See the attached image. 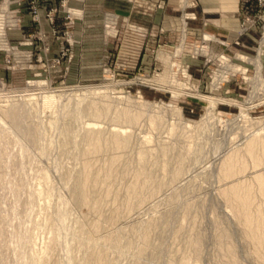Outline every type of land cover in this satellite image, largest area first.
Returning <instances> with one entry per match:
<instances>
[{
  "label": "rangeland",
  "instance_id": "374dc122",
  "mask_svg": "<svg viewBox=\"0 0 264 264\" xmlns=\"http://www.w3.org/2000/svg\"><path fill=\"white\" fill-rule=\"evenodd\" d=\"M73 1L0 0V264H85L99 251L107 264H225L229 242L240 264H259L216 177L264 136V0H238L218 21L225 35L188 31L199 0H181L169 29L162 0H128L99 22H76ZM89 133L105 145L89 149Z\"/></svg>",
  "mask_w": 264,
  "mask_h": 264
},
{
  "label": "bare ground",
  "instance_id": "6f19581e",
  "mask_svg": "<svg viewBox=\"0 0 264 264\" xmlns=\"http://www.w3.org/2000/svg\"><path fill=\"white\" fill-rule=\"evenodd\" d=\"M253 62L256 68L255 79L258 83H263V78L261 73L262 64L259 55L253 58ZM237 67L238 66H236V68ZM41 95L43 99L47 100L50 98L49 93L48 95L47 94L44 95L43 93ZM4 138H6L5 135L1 136V139ZM8 142L9 141L6 142V147L9 144ZM111 143L121 147L124 146L125 140H120L118 138H115L114 140L111 141ZM86 144L88 145L89 149L90 148L98 149L103 144L105 145V143L103 142V137L99 133L87 134ZM186 157L189 158L190 155L187 156L186 154L184 158ZM249 165H252V167H254L255 169L252 174L249 173L250 176L246 177L244 175L245 174L244 171L247 169V167L249 168ZM92 170H88L89 173L86 176V184L88 186L96 185V180H97L96 174L95 172H92ZM178 171L179 169L177 170V172ZM247 173L248 172L246 171V174ZM217 174L218 175L216 179L217 181L220 182L217 189L220 195L223 197L224 203L228 208V210L231 212L233 219L242 228V234L245 242L247 243L246 246L249 245V250H248L249 254H251L252 258L254 257L259 264H264V136H258V134L251 135L245 141L244 150L241 151V149L236 148L227 155H225L218 165ZM108 175H110L109 172ZM142 187H143L142 183H139L138 181L129 184L127 189L128 193L125 197L124 202L130 204L131 206L133 202V198L141 193L140 191ZM101 197H102L101 194L99 195L91 194L88 195L87 200L94 207L99 209L101 203ZM152 222L153 221H151L150 223ZM222 234L226 236L228 233L226 230L225 231L222 230ZM147 238H148V232L146 231L144 233V239L146 240ZM195 238L196 237H194V239ZM199 243L200 241L198 238H196L191 242L192 250L195 252L196 257L197 255H199L198 253L200 247ZM54 248H55L54 243L50 242L48 246L42 247V251L46 252L45 249H48L50 251V254H52ZM224 249L228 253L227 256L229 255L228 258L229 260H227L228 262L225 264H240L236 259L237 257V255L235 254L236 249L233 243L229 242ZM185 259L186 256H184V260ZM85 264H107V255L102 251H99L96 254L91 253L87 257Z\"/></svg>",
  "mask_w": 264,
  "mask_h": 264
},
{
  "label": "crops",
  "instance_id": "0c3cea01",
  "mask_svg": "<svg viewBox=\"0 0 264 264\" xmlns=\"http://www.w3.org/2000/svg\"><path fill=\"white\" fill-rule=\"evenodd\" d=\"M163 7V22L162 25L166 28L179 25L178 16L175 14L178 10V5L182 3L181 0H162ZM185 2V0H184ZM73 3L78 6L81 12L80 19L76 22H99L98 15L107 9H112L118 12H127L129 8L128 0H83L81 2ZM198 8L201 10L202 24L198 22L196 27L190 26L188 31L194 32L195 30L202 29L203 32H213L215 34L225 35L222 33V23L218 24L222 17V22H228L230 15L235 12L238 7V0H199ZM124 9V10H123ZM231 14L229 15V13ZM229 15V16H228ZM157 17V16H156ZM200 25V27H198ZM210 28H216L210 29ZM191 29V30H190ZM212 30V31H211ZM227 35V34H226Z\"/></svg>",
  "mask_w": 264,
  "mask_h": 264
}]
</instances>
